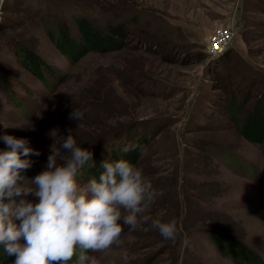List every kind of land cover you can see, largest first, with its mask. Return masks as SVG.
Here are the masks:
<instances>
[{"label": "rangeland", "instance_id": "rangeland-1", "mask_svg": "<svg viewBox=\"0 0 264 264\" xmlns=\"http://www.w3.org/2000/svg\"><path fill=\"white\" fill-rule=\"evenodd\" d=\"M81 16L123 29L125 45L70 61L50 34L64 22L76 31ZM222 24L234 37L211 55ZM74 107L86 110L82 121L68 118ZM262 109L264 0H0V136L41 153L22 157L33 161L22 174L44 170L69 129L91 153L119 128L149 137L135 164L155 190L148 219L125 226L119 246L89 253L98 264H236L228 236L264 257V141L239 130ZM173 218L175 241L151 227ZM15 259L0 248V264Z\"/></svg>", "mask_w": 264, "mask_h": 264}, {"label": "clouds", "instance_id": "clouds-1", "mask_svg": "<svg viewBox=\"0 0 264 264\" xmlns=\"http://www.w3.org/2000/svg\"><path fill=\"white\" fill-rule=\"evenodd\" d=\"M85 111L74 107L68 118L82 121ZM0 140L6 146L0 150V248L16 257L14 264H98L89 253L119 246L125 226L134 231L148 219L144 214L155 190L128 160L105 159L98 179L78 182L79 171L92 160V153L78 146L71 129L60 147L53 150V145L44 170L31 179L22 173L33 161L22 157H38L40 151L24 138L4 134ZM137 147L125 146L121 151L126 154ZM30 194L38 202H30ZM151 227L165 240H176L174 218L152 220Z\"/></svg>", "mask_w": 264, "mask_h": 264}, {"label": "trees", "instance_id": "trees-1", "mask_svg": "<svg viewBox=\"0 0 264 264\" xmlns=\"http://www.w3.org/2000/svg\"><path fill=\"white\" fill-rule=\"evenodd\" d=\"M76 31L72 29L70 24L63 23L59 28V35L51 38L55 39L58 48L66 57L76 62L85 53L90 50L107 52L114 49H120L125 45L126 33L118 26H113L109 30L103 29L100 25L93 22L87 16L74 18ZM35 72L40 73V63L30 55ZM37 73V74H38ZM40 75V74H38ZM40 77H43L41 75ZM239 130L251 142L263 143L264 141V109L258 110L257 113L250 114L243 118ZM149 141L148 136H144L142 129L138 126L128 127L127 129L119 128L108 134L100 143H102L99 151L92 153V160H89L79 171V180L87 183L91 178H99L103 171L100 168L101 163L105 159L116 161L124 158L135 165ZM138 146L134 151L122 153L121 149L125 146ZM226 236V235H225ZM228 236V235H227ZM228 242L230 255L236 264H264V257L254 249L242 245L238 239L232 237H223Z\"/></svg>", "mask_w": 264, "mask_h": 264}, {"label": "built area", "instance_id": "built-area-1", "mask_svg": "<svg viewBox=\"0 0 264 264\" xmlns=\"http://www.w3.org/2000/svg\"><path fill=\"white\" fill-rule=\"evenodd\" d=\"M234 37V30L230 26L219 25L209 35L208 51L211 55H219L225 51Z\"/></svg>", "mask_w": 264, "mask_h": 264}]
</instances>
